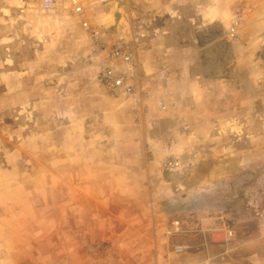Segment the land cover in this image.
Segmentation results:
<instances>
[{"label": "crops", "instance_id": "crops-1", "mask_svg": "<svg viewBox=\"0 0 264 264\" xmlns=\"http://www.w3.org/2000/svg\"><path fill=\"white\" fill-rule=\"evenodd\" d=\"M82 1L87 21L105 35L107 47L119 41L113 40L126 24L122 6L115 0ZM153 2L154 16L160 12L170 15L167 19L173 28L185 18L182 7L191 6L194 0ZM195 7L202 27L229 17L208 5ZM251 7L248 22L261 11L258 1ZM159 20L154 33H163L162 38H156L158 44L140 54L144 75H154L160 66L183 70V58L192 54L184 46L179 49L168 42L169 34L177 32L168 30ZM126 28L122 32L128 37ZM182 36L202 47V35ZM166 57H176V61L167 62ZM107 58V51L99 54L93 50L82 20L70 3L45 11L40 0H0V113L9 108L10 116L20 122V131L25 132L17 136L22 142L17 144L11 142L15 132L1 130L0 153L9 168L2 171L0 166V174L9 178L7 184L23 188L17 198L26 205L30 193L24 185H37L34 193L45 192L47 186L48 193L41 199L49 201L48 205L54 204L51 198L56 194L59 217H73V227L63 229L58 248L65 256L73 249L75 260L80 258L83 263L87 257L92 262L95 249H105L104 255L115 264H170L163 260L168 241L163 232L172 227L176 217L181 218V228L193 242L201 236L210 237L211 245L223 247L229 241L226 236H230L226 228L213 229H218L215 217L198 215L201 211L193 216L185 213L184 204L190 198L182 197L184 193L175 192L172 197L169 190L170 198L167 200L166 192L163 196L161 163L147 160L135 141L128 144L132 132L129 128L122 129L121 142L114 144L116 129L109 121L119 116L113 113V107L116 102L123 106L129 102L114 99L99 82L97 64ZM171 85L168 82V91L173 94ZM176 86L181 90L178 83ZM151 95L159 97L153 88ZM162 200L166 201L164 211ZM215 235L221 237L216 244ZM196 243L197 247L207 245L204 240ZM189 263L205 264V260L193 256Z\"/></svg>", "mask_w": 264, "mask_h": 264}, {"label": "rangeland", "instance_id": "rangeland-1", "mask_svg": "<svg viewBox=\"0 0 264 264\" xmlns=\"http://www.w3.org/2000/svg\"><path fill=\"white\" fill-rule=\"evenodd\" d=\"M257 1L261 6L260 15L249 22L245 19L238 37L228 39L229 22L244 8L248 16L252 12L251 4ZM115 2L124 9L126 24L113 41H124L128 50L136 54L140 80L149 85L150 91L151 88L157 91L159 97L147 100L138 108L115 101L113 113L119 117L109 121L116 129L114 144L121 142L122 129H130L132 135L129 133L128 144L135 141L134 145L139 144L147 160L161 163L165 178L163 196L166 192L168 200L169 190L173 192L172 197L175 192L184 193L182 197L190 198L184 204L185 213L193 216L201 211L198 215L215 217L218 226V229L213 228L215 231L225 228L232 231V236H226L229 241L223 247L211 245L210 237L202 236L198 240L207 241V245L197 247L198 240L193 242L185 236L181 228L183 221L176 217L171 221L172 227L163 232L168 240L163 260L170 264H190L191 258L196 256L205 260V264H264V0L244 3L242 0H194L191 6L182 7L185 18L173 28L167 19L170 15L160 12L158 17L154 16L153 0ZM206 5L223 10L229 17L202 27L198 24L199 13L195 6ZM159 19L168 30L178 33L169 34L168 42L179 49L184 46L192 53L183 58L185 72L171 65L175 70L171 71L167 82L172 83L173 94L168 91V83L159 87L151 80H144V76L150 77L153 73L143 74L140 54L143 55V49L156 46L159 42L156 38H162L163 33H154ZM189 19L197 24L192 25ZM126 27L130 32L128 37L122 32ZM193 33L203 36L202 47L196 46L189 37L182 39V34ZM144 43L147 44L143 48ZM165 60L172 63L176 57ZM8 111L9 108L2 112L4 117L0 113V132L13 131L14 141L11 142L22 143L17 138L22 132L20 122ZM168 146L173 147L181 162L180 169L173 172L163 168ZM0 166L2 171L9 168L3 153H0ZM8 179L0 174V264H115L104 255L105 249H95L92 262L89 257L85 263L80 262V258L75 260L73 249H68L65 256L58 247L64 236L63 229L73 224V217H59L56 194L51 198L54 204L48 205L49 201L41 199L48 193L47 186L45 192L34 193L37 185H24L30 193L26 205L17 198L23 188L7 184ZM34 195L39 197L33 198ZM161 205L164 211L166 201L162 200ZM220 238L213 236L215 244ZM179 246L186 248L177 252Z\"/></svg>", "mask_w": 264, "mask_h": 264}, {"label": "built area", "instance_id": "built-area-1", "mask_svg": "<svg viewBox=\"0 0 264 264\" xmlns=\"http://www.w3.org/2000/svg\"><path fill=\"white\" fill-rule=\"evenodd\" d=\"M41 6L45 11H51L57 7L70 3L75 12L82 20V26L87 33L91 46L96 53L102 54L107 51L108 58L98 61V80L107 92L116 99H126L133 107L138 108L143 106L147 100L151 99V91L149 85L143 83L137 73L136 54L129 51L126 43L119 40L107 47L106 40L102 32L92 26L86 19V10L82 0H40ZM247 17V10L244 8L237 12L235 17L230 22L226 32L228 39L238 37L241 24ZM171 69L167 66H162L154 75L144 76V80H151L159 87H164L168 82V76ZM165 94L168 92L164 90ZM167 155L163 161V168L166 172L179 170L181 162L176 158L173 147L168 146L166 149ZM228 236H232V231H226ZM186 247L179 246L177 252H182Z\"/></svg>", "mask_w": 264, "mask_h": 264}]
</instances>
